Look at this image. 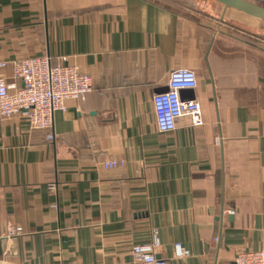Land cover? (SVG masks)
I'll return each instance as SVG.
<instances>
[{"label": "crops", "instance_id": "1", "mask_svg": "<svg viewBox=\"0 0 264 264\" xmlns=\"http://www.w3.org/2000/svg\"><path fill=\"white\" fill-rule=\"evenodd\" d=\"M216 4L221 18L201 20L169 0H0L10 91L22 87L12 62L33 57L93 83L50 131L0 116V264H133L153 230L171 264L264 250V48L221 28L264 39V23ZM178 69L197 74L182 97L200 102L205 124L183 118L161 134L152 99ZM107 159L125 166L106 171ZM13 226L25 234L7 237ZM176 244L191 256L175 259Z\"/></svg>", "mask_w": 264, "mask_h": 264}, {"label": "built area", "instance_id": "2", "mask_svg": "<svg viewBox=\"0 0 264 264\" xmlns=\"http://www.w3.org/2000/svg\"><path fill=\"white\" fill-rule=\"evenodd\" d=\"M65 60V59H63ZM7 68V63L0 62V69ZM12 73L15 79L22 82V87L10 91L7 80L0 75V116L10 118L23 117L33 130H51L54 125V115L58 111L65 112L67 101L84 100L93 90L92 79L73 65L52 64L49 57H33L12 62ZM167 91L153 96L152 105L156 128L161 134L177 130L178 123L188 118L191 127L200 128L205 124L204 112L196 99L185 100L183 91L196 90L198 77L194 70L178 69L171 73ZM53 135L49 139L53 140ZM106 171H118L125 166L124 161L107 159L102 164ZM51 194H56L57 186L49 185ZM234 216L233 210L223 212ZM7 237L16 238L25 234L22 226L7 229ZM215 238V242H218ZM161 248L159 233L152 232L150 243L133 247V264H171L168 260L159 258ZM191 256L188 249L181 244L175 245V259H186ZM150 257L151 259H145ZM236 264H264V250L258 252L240 253Z\"/></svg>", "mask_w": 264, "mask_h": 264}, {"label": "rangeland", "instance_id": "3", "mask_svg": "<svg viewBox=\"0 0 264 264\" xmlns=\"http://www.w3.org/2000/svg\"><path fill=\"white\" fill-rule=\"evenodd\" d=\"M171 5L177 9L187 12L201 20H210L211 18H221V12L219 6L211 0H169ZM264 6V1L260 0H249ZM242 25L227 24L224 23L221 28L226 34L233 35L240 39H244L254 43L256 46L264 48V39L259 38L256 34L248 32L243 28ZM264 35V31L261 32Z\"/></svg>", "mask_w": 264, "mask_h": 264}, {"label": "water", "instance_id": "4", "mask_svg": "<svg viewBox=\"0 0 264 264\" xmlns=\"http://www.w3.org/2000/svg\"><path fill=\"white\" fill-rule=\"evenodd\" d=\"M222 5L226 10L233 9L249 17L260 20L264 23V6L249 0H211ZM264 1V0H260Z\"/></svg>", "mask_w": 264, "mask_h": 264}, {"label": "trees", "instance_id": "5", "mask_svg": "<svg viewBox=\"0 0 264 264\" xmlns=\"http://www.w3.org/2000/svg\"><path fill=\"white\" fill-rule=\"evenodd\" d=\"M173 6V5H172ZM173 7H175V6H173ZM176 8V7H175ZM251 45H255L254 43H252V42H250V41H248Z\"/></svg>", "mask_w": 264, "mask_h": 264}, {"label": "clouds", "instance_id": "6", "mask_svg": "<svg viewBox=\"0 0 264 264\" xmlns=\"http://www.w3.org/2000/svg\"><path fill=\"white\" fill-rule=\"evenodd\" d=\"M145 259H149L150 260L151 258L150 257H146Z\"/></svg>", "mask_w": 264, "mask_h": 264}]
</instances>
